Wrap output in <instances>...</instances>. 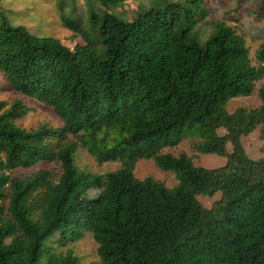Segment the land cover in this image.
Wrapping results in <instances>:
<instances>
[{
	"label": "trees",
	"instance_id": "obj_1",
	"mask_svg": "<svg viewBox=\"0 0 264 264\" xmlns=\"http://www.w3.org/2000/svg\"><path fill=\"white\" fill-rule=\"evenodd\" d=\"M125 1L86 0L85 25L76 0L71 13L57 0L61 23L82 40L73 48L12 25L0 5V76L62 121L26 129L17 120L30 108L0 101V264H80L58 247L86 235L98 259L84 264H264V157L241 141L259 127L264 154V83L259 106L227 110L264 80V43L255 65L232 26L215 21L201 34L204 0H150L131 18L116 11ZM184 138L226 162L206 168L162 152ZM79 145L120 167L79 168ZM139 159L177 183L136 177ZM43 160L60 163L56 180L46 170L13 175ZM216 193L209 208L197 199Z\"/></svg>",
	"mask_w": 264,
	"mask_h": 264
},
{
	"label": "rangeland",
	"instance_id": "obj_2",
	"mask_svg": "<svg viewBox=\"0 0 264 264\" xmlns=\"http://www.w3.org/2000/svg\"><path fill=\"white\" fill-rule=\"evenodd\" d=\"M57 0H0L9 22L12 25H23L27 30L38 36H54L59 38L63 44L73 48L76 43L82 40L78 35L67 29L60 21ZM70 0L65 7L67 13H71ZM95 1V0H94ZM150 0H126L122 7L116 9L117 13L124 18L131 16L138 10L147 8ZM86 0H76V13L86 22ZM203 6L208 10L207 21L198 27L201 34L209 31L210 24L215 21H223L232 26L237 33L244 36L249 56L253 64H257V50L264 43V0H204ZM264 83L260 80L256 83L254 92L249 96L232 98L227 103L228 112H233L238 107L252 108L260 105L258 88ZM15 98H19L30 108L28 113L17 120V124L26 128L34 129L39 125L46 124L59 127L61 119L54 113L51 106L43 104L38 100L24 96L12 90L0 76V101L9 105ZM220 134L225 133L223 128L218 129ZM68 141H77L78 138L68 135ZM196 138H184L178 144L166 147L162 152H169L177 155L181 152L191 157L195 165L206 168H215L223 165L226 158L217 154L200 153L195 148ZM242 145L247 155L253 159L264 157L261 151V140L259 138V127L248 135L243 136ZM78 142V141H77ZM227 150L231 151V145L227 144ZM76 164L79 168L97 174H105L120 167L119 161L98 162L85 148L78 146L76 152ZM46 170L56 180L61 173L58 161H39L27 168H17L13 175L23 177L33 172ZM136 177L142 179L146 176H153L162 181L168 187L177 183L176 176L171 171L161 170L152 159H139L134 167ZM220 193L213 196L198 195L199 202L209 208L213 201L218 199ZM96 243L90 235L76 241L73 244L58 247V250L65 251L72 248L78 256L80 264L97 260Z\"/></svg>",
	"mask_w": 264,
	"mask_h": 264
}]
</instances>
